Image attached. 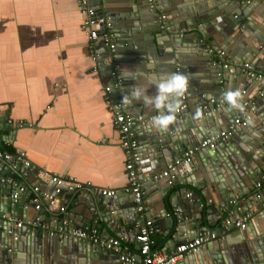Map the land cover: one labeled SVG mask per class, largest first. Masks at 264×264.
Segmentation results:
<instances>
[{"label": "crops", "instance_id": "1", "mask_svg": "<svg viewBox=\"0 0 264 264\" xmlns=\"http://www.w3.org/2000/svg\"><path fill=\"white\" fill-rule=\"evenodd\" d=\"M81 1L0 0V149L12 153L21 151L33 166L29 174L16 171L17 180L13 181L14 185L27 187V192L20 197L24 203H14L13 210L16 215L13 217L16 220L12 223L13 232H20V254L23 255L20 260H23V264H32L33 254L41 257V264H122L116 253L98 249L95 244H91V248L88 247L84 251L77 243H72L73 249L60 252L59 241L45 235L57 222L56 219L68 218L72 226L89 224L95 226L104 236H117L116 233H120L122 224L113 227L114 231L108 228L104 220L97 218L102 205L93 208L91 202L84 197L94 192L86 190L85 195L74 193L64 204V209L56 213L49 209L48 200H42L39 210L29 203V192L34 185L38 184L41 191L53 189L48 178L38 176L35 168H40L52 174L71 175L82 182L89 181L93 187L114 189L122 198L119 203L121 208L131 204L127 200V194L121 192L127 184L125 157L118 133L112 126L113 115L105 103V85L110 77L100 70H92L93 48L88 44L86 32L80 27L83 19L80 11ZM236 1L237 7H233L238 11L239 19L236 24L231 25L225 18L214 23L209 21L214 20L213 18L201 21L200 25L203 24L208 33L202 48L194 41L196 35L190 34L192 29L177 31L182 23H191L190 14H194L197 6L195 0H105L104 3L101 2V9L105 10V14L106 11L122 13L118 16V21L112 22L113 29H117V32L114 31L117 41L115 50L112 51L113 60L119 65L120 74L125 68L156 74L182 72L189 77L190 95H193L195 101L200 100L198 96H201L202 92V96H210L212 92H217L219 87L224 93L229 89L238 90V87L243 85L247 93L253 95L256 103L251 101V104L256 105L257 111L249 109L254 113L253 120L250 121L251 126L246 125L241 128V132L232 134L233 143L221 148V152L234 161L236 167L233 171L236 178L240 177L239 173L244 174L241 166L257 171L262 169L260 183L244 197H237L236 192L233 197L235 203L224 212L226 216L231 209L235 210L237 215L252 211L248 225L252 221L257 228V225L264 224V206L258 208V203L254 198L251 199V195L257 190L264 193V81L255 78L243 82L241 75L244 72L241 66L244 62L242 59L248 53V57L253 58L250 59V64H257L252 66L253 70L264 72V46L257 54L249 53V50L255 47L253 39L261 36L263 24L259 23L261 17L258 9L263 7L260 5L247 17L242 12L246 11L244 0ZM239 2L242 4L240 9L237 5ZM147 3L162 7L170 21V28L176 30L173 34L179 33L188 39L181 42L171 41L154 26L155 15L147 8ZM216 26L219 29H216ZM217 48L225 51L222 61L229 63L225 70L218 64V58L210 52V49ZM94 49L98 55L104 54L103 58L99 56L104 63H109L108 51L103 52L101 44ZM153 60L156 62L154 68ZM145 64L149 65L147 69ZM176 68L180 70L177 71ZM217 68L221 69V76H218L221 83H217L219 79L214 77L213 70L217 71ZM141 82L147 84V79ZM124 83L131 89L138 81L127 79ZM200 87L202 89L198 91ZM154 93L155 88H150L149 94ZM111 97L113 98L112 91ZM131 103L130 108L137 111L135 117H140L138 119L141 121L143 118L150 120L156 114L143 103ZM196 111L191 110L187 116L193 129L199 119L195 118ZM7 119H11L12 124L8 123ZM20 121L27 124L18 126ZM227 123L228 120L224 118L221 125L225 127L229 124ZM234 149H237L238 153ZM198 163L201 164L202 161ZM166 166L163 165L158 173ZM200 166L202 167V164ZM2 170L8 178L13 167L8 165ZM201 176L200 170L194 172L195 181H199ZM143 177L148 217L152 218L155 228L152 235L155 248L170 252L175 246L174 243L179 241V234H175L174 227L169 229L168 224L170 218L178 213L176 206L180 207L181 202L187 203L188 199L201 201L202 217L197 219L196 227L193 230L183 227L188 235L196 233L208 224L205 209L210 206V202L203 196L202 192L206 189L201 185L189 184L186 178H182L181 182L168 186L166 178L159 177V181H155L150 172H145ZM183 188L191 195H182L177 199V192ZM209 190L212 196L217 194V191L212 190V186H209ZM213 197L217 202L218 198ZM243 207H247V210H243ZM224 216H220L218 224L210 228L217 229ZM17 221L22 222L21 227L15 226ZM36 222H41L42 226H38ZM127 227L128 234L121 235L127 239L123 241V245L136 252L134 223L128 224ZM242 231L243 229L233 227L221 233L219 246L216 238L209 246L210 249L206 244L202 248L207 254L214 255L220 250L227 258L228 251H232L233 247L246 253L247 245ZM187 258L185 255L175 264H191ZM232 261L235 264L233 258ZM201 262L202 260H199V263Z\"/></svg>", "mask_w": 264, "mask_h": 264}, {"label": "water", "instance_id": "2", "mask_svg": "<svg viewBox=\"0 0 264 264\" xmlns=\"http://www.w3.org/2000/svg\"><path fill=\"white\" fill-rule=\"evenodd\" d=\"M104 1L105 0H89V3L97 10L98 14L102 15L105 10L101 9V2L104 3ZM195 3L197 6L194 10V14H190L191 23H182L180 28L177 29V31H181L182 29H192V32H190V34H195L197 38L199 37V40H197V38L194 40L198 42V47L202 48L203 42L205 41V39H207L208 34L207 30L205 29V26L203 24L200 25L201 21H205L206 18H213L214 20L209 19V21L211 23H214L216 21H220L222 18H225L231 23V25L236 24L238 22V11L233 8L234 6H236V0H195ZM244 3L246 4V11L242 12L247 17L249 16V14H251L254 9L259 8L260 5H262L263 7V9L260 8L261 10L258 9L259 15L261 17V21H259V23L263 24L261 26L262 32H260L261 36L256 39L257 41L253 39L255 47H250L251 49L249 50L250 54H257L258 52H260V49L264 46V0H253V2L251 3H248L244 0ZM147 5V8L151 9L154 12V26H157L158 29L165 33L169 37V39H171V41L175 42L177 40L181 42L183 40L188 39L186 37H183L179 33H174L175 35L173 34V32H176V30L170 28V21L168 20L167 16L165 19L164 27H161L162 20L160 19V15L165 14V10L162 7L157 6L155 4L152 5L150 3H147ZM237 5L239 9L242 7L241 2H239V4ZM231 8H233V11ZM106 12V14L110 16V20L112 22L118 21V16L122 15V13H116L114 11ZM216 29L219 28L216 26ZM114 31L117 32V29H113V32ZM94 44L95 46L100 45L99 40H96ZM104 51H108L109 63L103 62L102 58L104 57V54H101L100 56L102 58H99V70L102 71L103 74L105 73L106 76H109L110 72L112 71L115 65L116 60H113V52L107 50V47H103V52ZM248 56L250 55L247 53L246 57L242 60H244V62L250 63V59L252 60L253 58ZM254 65L257 64H251V66ZM213 71L215 73L214 77L216 79H219L217 83H221V78H218V73L221 71V69L218 70L217 68V71H215V69ZM241 79L243 80V82H246L252 81L255 78H251L248 75L242 73ZM106 84L112 86L113 99L115 101L122 102L123 96L127 94L130 90V88H127L126 85H124L125 83L123 79L118 88L113 86L112 78H110L106 82ZM200 89H202V87H200L198 91H201ZM238 90L242 95L243 104L245 101H252L256 103L255 98L252 97L253 95L247 93V90L243 85H240L238 87ZM190 92L186 95V106L177 114V123L173 126H170L169 130L164 133L157 132L154 129H150L149 119L144 120L143 118V121H141L140 119L135 117V113H137V111L133 108H130L132 107L130 106L132 103L124 104V110L126 111V113L133 116L132 129L134 130L136 137H138L137 140L138 153L140 154L141 180L144 179L143 174L145 172H150L151 177H153L161 170L163 165L166 166L169 163H173L174 160L176 158L181 157L184 151H186L188 148L199 144V142H201L205 137L222 129L223 126L221 124H223L224 118L228 120V123H231L235 117L244 114L246 108L249 107V105L244 104L243 112H225V105H223L221 101V96L223 95V92L220 87L217 89V92H212V95L210 94V96H202V92L201 96H198V98L200 99L198 101H195V98L193 97V95H190ZM216 95L218 96L215 97ZM119 96H121V98ZM254 103L253 105L251 104V107L255 111H257V108L255 107L256 105H254ZM193 109H200L202 112V117L198 119L197 125L194 129L190 127L187 119L188 112H191V110ZM260 118L261 117H258V119ZM252 120L253 118H251L250 121ZM250 121L247 124L248 127L251 126ZM242 127L245 126H240L236 128L235 132H241ZM235 132H233V134ZM232 143L233 140L231 135L226 140H219L214 150L207 149L205 151L198 152L188 162H181L180 164L176 165V169L174 171L176 175V178L174 180L175 184L181 182L182 178H186V182H188L189 184H193L195 186L201 185L204 189H206V191H203L202 194L203 196H206L205 198L209 199L210 206L205 209V215L207 216L208 224L204 225L202 229H206L211 226H216L218 224L219 217L224 216L226 208L232 207L231 200L234 197L235 193L237 192V197H244L247 194H250L251 190L254 189L255 185L260 183V178H262L263 176L262 169L261 171H257L256 169L252 170L250 168H245L241 166V169L243 170L244 174L239 173L240 177L236 178L237 176L233 171V169H235L236 167V165L234 166L233 164L234 161L231 160L228 155L224 156L223 152H221V148H224L225 146L228 147V144ZM229 149L230 151H233V149ZM234 151L238 153L237 149H234ZM198 161H202V167L200 166L201 164H199ZM8 165H12L13 167V170L8 175L9 179L6 183L0 182V228L2 229L0 231V264H23V260H20L22 259L21 257H23V255L20 254V232H18V230H15L14 235L13 224L6 218L8 216L16 215L13 210L15 206L14 203H24V200L21 198H18L16 200H13L12 198V195L16 192V187L13 184V181L17 180L18 176L16 171H23L29 174L31 170L29 169V167L24 166L22 161H18L15 159H1L0 178L5 177L6 172L2 169L7 168ZM199 170L202 173L201 179H199V181H195L194 172ZM25 173L23 174V176L26 175ZM155 181H159V179L157 178ZM209 186H212V190H215V192L217 191L216 195L213 194V196L218 198L217 202L212 196V193H210ZM78 192H80L82 195H85L87 193L86 190H81ZM78 192H67L65 194L59 193L55 195L52 201H47V203L49 204V209L55 213L62 211L61 209L64 207V204L67 202V200L71 198V195ZM121 192L126 193L124 190H121ZM256 192H258V190L252 193L253 195L251 196L253 197L250 196L251 199L254 198ZM186 193L187 190L185 188L180 189L177 192V199L182 197V195H186ZM126 194L127 200L131 202V204H129V207L126 208H121L119 205L122 199L118 196L119 192L115 193V195L111 197L103 196L98 192H94V194L89 193L84 196L91 202L90 204L93 208H97L100 204L102 205V209L99 210L97 218L99 217L104 220L108 228L114 231L113 227L115 228V226H117L118 224H122V226H120L119 228L120 233H116L117 236L128 234L127 225L130 223H134L137 219L134 212L135 207L132 201V194L129 192ZM20 200H22V202ZM187 201V203H180L181 208L176 206L178 213L172 216L169 220L168 228L170 229L174 227L173 231L175 232V234H179L177 237L179 241L176 243L172 241V243H174L175 245L179 243L182 239H190L195 237L196 233L188 235L183 227H188L190 230H193L194 227H196L197 225V219L202 217V208H200L201 201L199 200V202L195 199H188ZM256 202L258 203L257 207L260 208L261 201ZM243 210H247V207H243ZM56 220L58 221V219ZM36 224L38 226H42L41 222H36ZM231 228L233 229V226H230V229ZM182 231H184L185 233L182 234ZM216 231L218 234L216 237L218 241L217 245L219 246L221 231H219L218 228L216 229ZM242 232L244 235L243 238L246 241L248 255L247 252L243 253L244 250L238 251L237 248L233 247L231 249L232 251H228L229 255L227 256L229 257L227 258L226 256H223L222 253H220V250H218V253L216 255L207 254L201 247L196 253L187 254V259H189V262L191 264H234L232 258L235 260V264H264V224L262 226L257 225V228H255L251 221L250 224L245 229H243ZM45 235H47L51 239L54 238L56 239V241H59L58 246L60 247V252H63L64 249H73L71 247L72 243H77L81 249H84V251H86L88 247L91 248L92 244L87 240L76 238L74 236H68L67 238L60 239L57 235H49L47 231L45 232ZM213 241L214 239L206 243V245H208L206 246L208 247V249H210L209 246L213 244ZM95 246L98 249H101L99 246ZM219 259L221 261H219ZM199 260H202V262L199 263ZM196 261L198 263H196ZM32 264H41V257H36L35 254H33Z\"/></svg>", "mask_w": 264, "mask_h": 264}, {"label": "built area", "instance_id": "3", "mask_svg": "<svg viewBox=\"0 0 264 264\" xmlns=\"http://www.w3.org/2000/svg\"><path fill=\"white\" fill-rule=\"evenodd\" d=\"M245 1L249 3L252 0ZM81 4L80 11L83 15V19L80 27L86 32L88 44L91 48H93L91 59L94 61V65L92 70L98 71L100 55H98V52V54L95 52V41L99 40V44H101L102 47H107V50L112 52L115 50L117 38L115 37V33L112 29L110 16L105 13L102 15L98 14L97 10L90 5L89 0H82ZM160 19L162 20L161 27H164L166 14L160 15ZM210 52L218 58V64L220 63L223 69L228 67L229 63L222 61V56L225 55V51L223 49H210ZM118 68L119 65L115 64L109 75V77L113 80V86L117 88L122 82V77L118 72ZM176 70L179 71L180 69L176 68ZM242 71L251 78L264 80V72L253 70L249 62L243 63ZM220 74L221 73H218V76H221ZM111 91L112 86L108 84L105 85V103L113 115L112 126L118 133L120 147L125 157L124 168L127 184L124 191L132 194V201L135 207L134 212L137 219L134 222V240L137 243V251L134 252L132 249L123 245V241L127 240L124 236H104L99 233L95 226L89 224L72 226L68 218L55 222L54 225L49 228L47 233L51 236L57 235L60 239L67 238L68 236H74L76 238L87 240L92 244L99 246L101 249L116 253L122 264H175L185 255L196 253L207 242L215 239L218 235L217 231L216 229L210 227L206 229L200 228L196 232L195 237L180 241L171 249L170 252L161 251L155 248V241L152 236L155 228L152 218L148 217L149 211L144 199V189L140 178V154L138 153V140L134 130L132 129L133 116L126 113L122 102L115 101L111 97ZM244 104L249 105L244 114L235 117L231 123L219 131L205 137L201 142H199V144L188 148L184 151L181 157L176 158L173 163L167 164L166 168L158 173V175H154L153 179L156 180L159 177L166 178L167 185L171 186L176 178L174 173L176 165L181 162H188L198 152H202L207 149L214 150L219 140H226L233 134V132H235L236 128L246 126L252 118L253 110H249L252 108L251 101H245ZM185 106L186 95L182 99V109H184ZM7 121L12 124L11 119H7ZM26 124L27 123L24 121H20L17 125L23 126ZM29 124L31 125V123ZM1 159H15L22 161L23 165L29 167V169L33 168L30 162L24 158V154L21 151L12 153L0 149V160ZM35 171H37L39 177L48 178L53 185V189L51 191H41L38 184L32 187V191L29 192V203L37 210L40 209L42 200L52 201L55 195L63 192L67 193L89 190L92 192H98L101 195L108 197H111L116 193V190L114 189L93 187L89 181L82 182L71 175L52 174L45 169L40 168H35ZM8 179L9 178L1 177L0 182H7ZM14 186L16 187V192L12 195L13 200L20 198L27 192L24 185L17 184ZM190 195V192L186 193V196ZM254 199L256 201H261V205L264 206V193L262 191L256 192ZM231 203H235V198H232ZM63 209L64 207L61 210ZM251 216L252 211H244L240 215H237L236 211L231 209L222 219L217 228L221 231V233L228 231L230 226L245 229L248 226ZM6 219L12 223L16 220L13 216H8ZM21 225V221H17L15 223L16 227H21Z\"/></svg>", "mask_w": 264, "mask_h": 264}, {"label": "clouds", "instance_id": "4", "mask_svg": "<svg viewBox=\"0 0 264 264\" xmlns=\"http://www.w3.org/2000/svg\"><path fill=\"white\" fill-rule=\"evenodd\" d=\"M155 61L152 67H155ZM145 69L149 67L144 65ZM124 80L138 81L127 94L123 96L122 103L140 102L153 110L156 114L149 121L150 129L157 132H167L170 126L177 123V114L182 110V99L190 92L189 77L182 72L156 74L137 69L135 71L125 68L121 71ZM147 79V84L141 81ZM154 87L155 93L149 94V89ZM225 112L244 111L242 95L239 90L229 89L221 96ZM202 112L197 109L195 118H201Z\"/></svg>", "mask_w": 264, "mask_h": 264}]
</instances>
